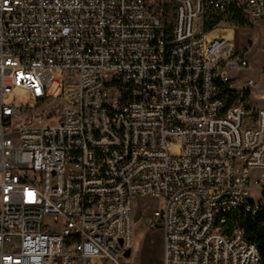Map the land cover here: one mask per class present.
Here are the masks:
<instances>
[{
    "label": "built area",
    "instance_id": "1",
    "mask_svg": "<svg viewBox=\"0 0 264 264\" xmlns=\"http://www.w3.org/2000/svg\"><path fill=\"white\" fill-rule=\"evenodd\" d=\"M231 11L264 0H0V264H130L136 197L163 201L162 264H260L234 221L264 209L258 83L235 91L243 55L204 39Z\"/></svg>",
    "mask_w": 264,
    "mask_h": 264
},
{
    "label": "rangeland",
    "instance_id": "2",
    "mask_svg": "<svg viewBox=\"0 0 264 264\" xmlns=\"http://www.w3.org/2000/svg\"><path fill=\"white\" fill-rule=\"evenodd\" d=\"M172 1V0H170ZM164 13L170 18L173 8L170 5ZM228 30L223 28H211L207 29L204 39L206 42H210L217 38H229ZM57 78V75L55 76ZM54 84L49 90V95L52 97L51 105H54L51 111L53 121H57L59 111L65 106L66 98L62 96L61 90L56 88ZM6 104H13L16 107H24L29 105L32 107L34 103H29L28 94L21 89H14ZM33 113H25L23 119L28 121H34L32 119ZM38 122V121H37ZM21 122L18 127L22 126ZM171 155H178L180 153V147L174 145L169 148ZM254 202H259L260 194L257 192L252 196ZM163 205V201L158 198H135L132 204V230L133 240L131 255L128 258L130 264H162V249H163V232L160 229V225L152 218L153 212L159 210Z\"/></svg>",
    "mask_w": 264,
    "mask_h": 264
},
{
    "label": "crops",
    "instance_id": "3",
    "mask_svg": "<svg viewBox=\"0 0 264 264\" xmlns=\"http://www.w3.org/2000/svg\"><path fill=\"white\" fill-rule=\"evenodd\" d=\"M216 18V22L209 18L205 23L211 22L212 29L219 27L228 30L229 38L221 39L230 42L234 51L243 55L247 62L246 68L235 65L228 67L227 73L232 88L239 91L246 80L253 79L258 86L248 92L247 98L252 104L264 108V18L251 26L236 25L229 14Z\"/></svg>",
    "mask_w": 264,
    "mask_h": 264
},
{
    "label": "trees",
    "instance_id": "4",
    "mask_svg": "<svg viewBox=\"0 0 264 264\" xmlns=\"http://www.w3.org/2000/svg\"><path fill=\"white\" fill-rule=\"evenodd\" d=\"M229 16H231V19L236 25L251 26V24L246 22L244 18L235 11H231ZM210 19H214V22L217 20L216 17ZM212 26L213 24L209 21L208 23H204L205 31L211 29ZM234 221L244 230L247 241L257 249L260 264H264V209L253 216L238 214L235 216Z\"/></svg>",
    "mask_w": 264,
    "mask_h": 264
},
{
    "label": "water",
    "instance_id": "5",
    "mask_svg": "<svg viewBox=\"0 0 264 264\" xmlns=\"http://www.w3.org/2000/svg\"><path fill=\"white\" fill-rule=\"evenodd\" d=\"M130 255V252L128 251L126 254H125V258H128Z\"/></svg>",
    "mask_w": 264,
    "mask_h": 264
}]
</instances>
